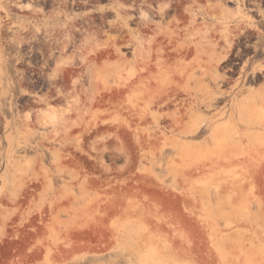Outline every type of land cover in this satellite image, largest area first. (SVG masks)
I'll return each instance as SVG.
<instances>
[{
	"label": "rangeland",
	"instance_id": "1",
	"mask_svg": "<svg viewBox=\"0 0 264 264\" xmlns=\"http://www.w3.org/2000/svg\"><path fill=\"white\" fill-rule=\"evenodd\" d=\"M191 1L176 35L188 59L167 47L174 12L155 9L148 38L158 29L165 44L137 51L117 0L91 13L106 27L93 20L62 47H18L11 60L0 49V264H264V0H244L240 15L236 0H212L214 12ZM223 15L234 17L227 57ZM141 50L151 75H138ZM116 85L119 105H91L96 87Z\"/></svg>",
	"mask_w": 264,
	"mask_h": 264
},
{
	"label": "bare ground",
	"instance_id": "2",
	"mask_svg": "<svg viewBox=\"0 0 264 264\" xmlns=\"http://www.w3.org/2000/svg\"><path fill=\"white\" fill-rule=\"evenodd\" d=\"M118 1V5H119V8H120V11L117 13V16H118V18H119V20H120V24H122L123 26H124V28L123 29H127L128 31H129V33L131 34V35H133V33H136V35H138V37L135 39V37L133 36V44L135 45L136 44V48H137V51H140V50H138L139 48H142L143 47V49H144V47H146L145 45H153V46H163L165 43L163 42V39H162V41L160 40V39H158V38H156V36L158 35V29H157V31H155V32H157V35L156 36H154V38H148V36L150 37V35H149V32L152 30V29H154L153 27H154V25H155V23L156 22H154V17H152L153 15H154V12H155V9L156 8H158V14H160L161 16H163V17H167V16H169V15H171V12H174V19H175V21H173L174 22V25L173 26H175L176 28H177V31L175 30L174 32H172V35H170L169 36V38H167V47H168V44H170V46H171V44H173V43H177V46H173L175 49H174V51H173V53H175L174 55H177V57L176 58H178V56H180V57H186L187 58V56H190L191 54H193V52H194V48H192L190 45H184L183 43H181L180 42V40H178L179 38H177L176 39V35H178L179 37L181 36L180 35V33H179V30L182 28V25H185V24H187L189 21V7L187 6V1L188 0H117ZM128 1H132V4L130 5V6H126V4L125 3H127ZM206 2V12H207V9H211V10H213V9H215V10H213V11H211V12H214V11H216L218 8H219V10H220V7H221V4L219 3V2H216V3H214V2H212V0H193V1H191L192 3H199V4H202L203 2ZM237 1V9H238V15H240V13L243 11L242 9L244 8V0H236ZM204 2V3H205ZM221 2V1H220ZM217 3H219V4H217ZM223 3V2H222ZM158 4V5H157ZM223 5V4H222ZM223 9V8H222ZM221 9V11L222 12H224L223 10ZM225 9H228L227 7H225ZM237 9H235V11L237 12ZM209 10H208V13H209ZM228 10H230V9H228ZM131 11H137V13H139L140 14V21H136L137 23H135V20H137V19H135V17L136 16H134V15H132V14H130V12ZM226 12H228L229 13V11H227V10H225ZM225 12V13H226ZM233 12V11H232ZM236 12H234V13H232V14H234L235 16H236V18H237V15H236ZM214 14V13H213ZM231 14V11H230V15H232ZM248 13H245V15H247ZM227 16V15H223L224 17V22H223V25H224V27L222 28V41H224L225 42V44H224V48H225V54H223V55H225L226 57H227V55H228V52H229V49L230 48H232V38H231V36H232V30H231V27H230V23L233 21L232 19L234 18H231L232 16ZM244 14H243V16L241 17V18H243L244 16H245ZM213 16V15H212ZM130 17H132V21H131V19H130ZM137 18V17H136ZM239 19V18H238ZM246 20V16H245V18H243L242 20L245 22V24H248L246 21L247 20H250V17L248 16V19ZM242 20H240V21H242ZM223 21V20H222ZM242 21V22H243ZM135 23V24H137V28H136V30H133V29H131V23ZM193 22V21H192ZM192 22H191V24H192ZM205 23H208V22H205ZM222 23V22H221ZM237 23H238V21H237ZM244 24V23H243ZM115 25V24H114ZM113 25V26H114ZM121 25V26H122ZM171 25V24H170ZM249 25H251V20L249 21ZM122 26V27H123ZM157 26V25H156ZM209 26H210V24H209ZM218 26V25H217ZM222 26V25H221ZM242 26V25H241ZM117 27V26H116ZM206 27H208V24H206ZM253 27V26H252ZM239 28V27H238ZM220 29V28H219ZM239 29H241V28H239ZM115 30H118L117 28L115 29ZM156 30V29H155ZM160 31H161V29H159ZM215 30H217L216 28H215ZM235 29H233V31H234ZM238 30V29H237ZM152 31H154V30H152ZM151 31V32H152ZM162 31H163V29H162ZM161 31V32H162ZM165 31V30H164ZM219 31V30H218ZM213 32V31H212ZM236 32H238V31H236ZM214 33V32H213ZM235 33V32H234ZM148 34V35H147ZM97 35H98V33H97ZM122 35H123V33H122ZM160 35L162 36V33H160ZM164 35H166V37H167V34L166 33H164ZM216 35H217V33H216ZM237 35V33H235V36ZM152 36V35H151ZM234 36V35H233ZM164 38H165V36H163ZM215 36H213L212 35V33H210V38L208 39V41H207V43L208 44H210V46H212L213 48H215V46H217L219 43H217V41H215V38H214ZM217 37H218V35H217ZM114 38V37H113ZM122 38H124V37H122ZM161 38V37H160ZM219 38V37H218ZM116 39H118V38H116ZM115 38H114V40H116ZM120 39V38H119ZM166 39V38H165ZM93 40H94V38H93ZM109 40H110V38H109ZM121 40V39H120ZM125 40V39H124ZM127 40V39H126ZM125 40V41H126ZM95 41V40H94ZM123 41V40H122ZM121 41V42H122ZM125 41H123V42H125ZM221 41V40H220ZM115 42V41H114ZM123 42H122V44H123ZM132 42V41H131ZM166 42V41H165ZM205 42V41H204ZM117 43H118V45H119V42L117 41ZM203 43V42H202ZM109 44V43H108ZM125 44V43H124ZM131 44V43H130ZM221 44V43H220ZM93 45V44H92ZM104 45V44H103ZM120 45H121V43H120ZM109 46H110V44H109ZM109 46L107 47V50H108V48H109ZM84 47H87V46H84ZM94 47H96V46H94ZM98 47H100V46H98ZM172 47V46H171ZM172 47V48H173ZM219 47H221L220 45H219ZM64 48V47H63ZM113 48V47H112ZM169 48V47H168ZM168 48H164V52L162 53V54H160V57L161 56H163V59L164 58H167V60H168V58L169 57H171V50H173L172 48H171V50H169ZM208 48H210V47H208ZM223 48V49H224ZM103 49V48H102ZM101 49V50H102ZM145 49H147V48H145ZM144 49V50H145ZM149 49V48H148ZM147 49V50H148ZM152 49H154V48H152L151 47V50ZM215 49H217V47L215 48ZM220 49H222V48H220ZM104 50H105V52L107 51L105 48H104ZM104 50H102V51H104ZM115 50V49H114ZM101 51V52H102ZM146 51V50H145ZM205 51V50H204ZM214 51H216V50H214ZM108 53H110L109 51H107ZM107 52H106V54H107ZM142 50H141V53L140 52H136L137 54H139L138 55V57L140 56V54H142ZM207 52H208V50H207ZM88 53H93L94 54V58H95V54L96 53H98V49L97 48H91L90 50H89V52ZM118 53H121V51H120V48L118 47ZM144 53V52H143ZM148 53V52H147ZM195 53V52H194ZM212 53H214V52H212ZM218 53V52H217ZM92 54V55H93ZM112 54V53H111ZM136 54V55H137ZM219 54V53H218ZM99 55V54H98ZM103 55V54H102ZM113 55V54H112ZM116 55V54H115ZM149 55V54H148ZM147 55V56H148ZM197 55H199V54H197ZM211 55H213V54H211ZM214 55H216V56H212L213 57V59H212V61H214L215 63H217V62H219L221 59H223L225 56H223V57H220V58H217V54H214ZM105 56V55H104ZM150 56H151V53H150ZM150 56H149V59L148 60H150ZM196 56V55H195ZM84 57V56H83ZM82 57V58H83ZM91 57V56H90ZM100 57V56H99ZM98 57V58H99ZM103 57V56H102ZM108 57V56H107ZM112 57V56H111ZM137 57V56H136ZM159 57V58H160ZM172 57H174V56H172ZM101 58V57H100ZM109 58H110V55H109ZM148 58V57H147ZM191 58V57H190ZM189 58V59H190ZM73 59V58H72ZM90 59H92V58H90ZM89 59V60H90ZM113 59V58H112ZM115 59V58H114ZM137 59H139V60H137L136 61V68H138L139 69V76H140V74H141V72L142 71H151V69H153V68H151V66L149 65L150 63H152V62H150L149 61V63L147 62L148 60H146V61H144L143 59H146V57L144 56H141V59H140V57L139 58H137ZM171 59V58H170ZM188 59V58H187ZM98 60V59H97ZM104 60V59H103ZM109 60V59H108ZM179 60V59H178ZM207 60V59H206ZM100 61V60H99ZM98 61V62H99ZM122 61V60H121ZM169 61V60H168ZM101 62V61H100ZM192 62V61H191ZM201 62V61H200ZM206 62V61H205ZM71 63V62H70ZM73 63V62H72ZM165 63H168V62H166L165 61ZM202 63V62H201ZM200 63V64H201ZM163 64V63H162ZM192 64V63H191ZM194 64V63H193ZM204 64V63H203ZM206 64V63H205ZM202 65V64H201ZM208 67H209V64H206ZM215 65V64H214ZM99 66V65H98ZM97 66V67H98ZM101 66V65H100ZM164 66H166V65H164ZM198 66V65H197ZM104 67V66H103ZM185 67V66H184ZM190 67V66H189ZM203 67H205V66H203ZM211 68H213L214 66L212 65V66H210ZM192 68V67H191ZM190 68V71H193L194 69L192 68L191 69ZM207 68V67H206ZM164 69V68H163ZM189 69V68H188ZM197 69V68H196ZM213 69H215V68H213ZM65 70V69H64ZM169 70V69H168ZM171 70V69H170ZM175 70V69H174ZM186 70H187V68H186ZM208 70V69H207ZM211 70V69H210ZM138 71V70H137ZM153 71V70H152ZM157 71V70H156ZM173 71V70H172ZM179 71V70H178ZM170 72V71H169ZM188 72V71H187ZM102 73H104V72H102ZM149 74H147V75H151V73L150 72H148ZM146 74V73H145ZM175 74V73H174ZM121 75V74H120ZM119 75V76H120ZM132 75V74H131ZM142 75V74H141ZM144 75V74H143ZM188 75H189V72H188ZM210 75H212V74H210ZM138 76V77H139ZM145 76V75H144ZM144 76H143V78L142 77H139V80L142 78V80H144ZM204 76V75H203ZM213 76V75H212ZM212 76H211V78H212ZM137 77V78H138ZM149 77V76H148ZM176 77V76H175ZM213 77H215V76H213ZM124 78V77H123ZM127 78V77H126ZM125 79V78H124ZM124 79H122V81L124 80ZM149 79V78H148ZM174 79V78H173ZM187 79H189V78H187ZM138 80V79H137ZM138 80V81H139ZM150 80V79H149ZM184 80V79H183ZM56 81V80H55ZM133 81V80H132ZM175 81V80H174ZM213 81H214V78H213ZM54 82V81H53ZM105 82V81H104ZM103 82V83H104ZM134 82H137L136 80L134 81ZM145 82V81H144ZM122 83V82H121ZM133 83V82H132ZM143 84V82H141V80H140V82L137 84V83H134V85H139V84ZM176 83H177V81H176ZM214 83V82H213ZM140 84V85H141ZM159 84V83H158ZM85 85V84H84ZM145 85V84H144ZM107 86V85H106ZM105 86V87H106ZM117 87H114V88H112V87H107V88H105L104 89V91H106V92H104L103 91V93H107V94H103L102 93V88H101V91H100V87H99V89H97V87H96V89H95V91L92 93V94H90V96H89V99H90V103H91V105H97L99 108L103 105V104H105V103H109V104H112V105H116L118 102V95H119V90H120V88H118V85H116ZM120 86H122V88H125V87H123V84H120L119 85V87ZM126 86H127V83H126ZM148 86V85H147ZM130 87V86H129ZM129 87H126V88H129ZM135 87V86H134ZM150 87H152V86H150ZM177 87V86H176ZM121 88V89H122ZM138 88H139V86H138ZM173 88V87H172ZM178 88V87H177ZM180 88V87H179ZM203 88V87H202ZM119 89V90H118ZM181 89V88H180ZM70 90V89H69ZM133 90V89H132ZM135 90V89H134ZM161 90V89H160ZM166 90V89H165ZM164 90V91H165ZM185 90V89H184ZM60 91V90H59ZM74 91V90H73ZM67 92V91H66ZM129 92V91H128ZM159 92V91H158ZM162 92H163V90H162ZM177 91H175V93H176ZM205 92V91H204ZM60 93V92H59ZM130 93V92H129ZM178 93H180L179 91H178ZM77 94V93H76ZM81 94V93H80ZM165 94V93H164ZM183 94V93H182ZM214 94H215V92H214ZM86 95H88V94H86ZM161 95V94H160ZM163 95V94H162ZM161 95V96H162ZM173 95V94H172ZM175 95V94H174ZM224 95V94H223ZM146 96H148V95H146ZM169 96V95H168ZM168 96H166V97H168ZM215 96H218V95H215ZM123 97V96H122ZM165 97V98H166ZM213 97V96H212ZM150 98V97H149ZM170 96L168 97V98H166V99H168V100H166L165 99V101L167 102H169L170 101ZM174 98H176V97H174ZM173 97H172V99H174ZM218 98H220V97H218ZM61 99V98H60ZM77 99V98H76ZM126 99V98H125ZM142 99V98H141ZM148 99V98H147ZM146 99V100H147ZM158 99V98H157ZM171 99V100H172ZM177 99V98H176ZM179 99V98H178ZM190 99V98H189ZM213 99H215L214 97H213ZM62 100V99H61ZM121 100V99H120ZM162 99H160V101H161ZM205 100V99H204ZM63 101V100H62ZM78 101V100H77ZM126 101V100H125ZM134 101H135V99H134ZM164 101V102H165ZM181 101V100H180ZM188 101V100H187ZM65 102V101H64ZM121 102V101H120ZM162 102V101H161ZM164 102H162L163 104H165ZM175 102V101H174ZM173 102V103H174ZM122 103V102H121ZM120 103V104H121ZM135 103V102H134ZM156 103V102H155ZM158 103V102H157ZM170 103H171V101H170ZM176 103H177V100H176ZM172 104V103H171ZM182 104V103H181ZM118 105H119V103H118ZM117 105V106H118ZM110 106V105H109ZM117 106H116V108H117ZM121 106V105H120ZM146 106V105H145ZM169 106V105H168ZM207 106V105H206ZM113 107H115V106H113ZM176 107V106H175ZM111 108V107H110ZM120 107L118 106V109H119ZM128 108V107H127ZM115 109V108H114ZM118 109H116V110H118ZM124 109V108H123ZM126 109V108H125ZM146 109V108H145ZM181 109V108H180ZM115 110V111H116ZM72 111V110H71ZM103 111V110H102ZM104 111H106L105 109H104ZM134 111V110H133ZM143 111V110H142ZM149 111V110H148ZM129 112V111H128ZM138 112H140V110L138 109ZM157 112V111H156ZM171 112V111H170ZM104 113V112H103ZM149 113V112H148ZM100 114H102V112L100 113ZM99 114V115H100ZM132 115V114H131ZM131 115H130V117H131ZM140 115V117L142 116L141 114H139ZM139 115H137V116H139ZM146 115H149V114H146ZM144 116V113H143V116L144 117H139L138 119H140V120H143V118H147V116ZM184 115V114H183ZM126 116V115H125ZM94 117V116H93ZM99 117H101V116H99ZM97 118V119H100V118ZM133 117V116H132ZM131 117V118H132ZM134 117H136V116H134ZM95 118V119H96ZM102 118V117H101ZM130 118V119H131ZM77 119V118H76ZM94 119V118H93ZM96 119V120H97ZM129 119V118H128ZM72 120V119H71ZM89 120V119H88ZM101 120V119H100ZM103 120V119H102ZM178 120V119H177ZM180 120V119H179ZM95 121V120H94ZM145 121V120H144ZM70 122V121H69ZM92 122H93V120H92ZM91 122V123H92ZM135 122V121H134ZM133 122V123H134ZM175 122V121H174ZM178 122V121H177ZM79 123V122H78ZM94 123V122H93ZM44 125H46V122H44L43 123ZM83 125H85V123L83 124ZM94 125L96 126V125H98V120L97 121H95V123H94ZM127 126V125H126ZM93 127V126H92ZM97 127V126H96ZM74 128H76V127H74ZM86 128V127H85ZM87 128H90V126L89 127H87ZM86 130H89V129H86ZM100 132V131H99ZM83 134V133H82ZM72 135V134H71ZM158 141V140H157ZM201 169V168H200ZM191 172H192V170H191ZM191 176V175H190ZM108 184V183H107ZM106 184V185H107ZM113 186V185H112ZM99 187V186H98ZM104 187V186H103ZM116 187V186H115ZM95 188V187H94ZM109 190V189H108ZM118 190V189H117ZM100 191V190H99ZM96 200H98V199H96ZM95 202V201H94Z\"/></svg>",
	"mask_w": 264,
	"mask_h": 264
},
{
	"label": "flooded vegetation",
	"instance_id": "3",
	"mask_svg": "<svg viewBox=\"0 0 264 264\" xmlns=\"http://www.w3.org/2000/svg\"><path fill=\"white\" fill-rule=\"evenodd\" d=\"M107 1L0 0V49L11 60L12 49L59 48L64 34L91 33L93 20L99 21L98 30H102L107 20L101 16L93 18L91 13L106 6ZM13 39L23 40V44L14 43ZM75 39L77 42L70 43L67 48H78L82 38Z\"/></svg>",
	"mask_w": 264,
	"mask_h": 264
}]
</instances>
